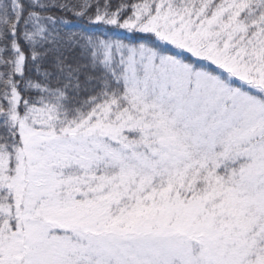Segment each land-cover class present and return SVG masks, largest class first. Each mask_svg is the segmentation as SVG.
<instances>
[{"label":"snow or ice","instance_id":"obj_1","mask_svg":"<svg viewBox=\"0 0 264 264\" xmlns=\"http://www.w3.org/2000/svg\"><path fill=\"white\" fill-rule=\"evenodd\" d=\"M0 264H264V0H0Z\"/></svg>","mask_w":264,"mask_h":264}]
</instances>
